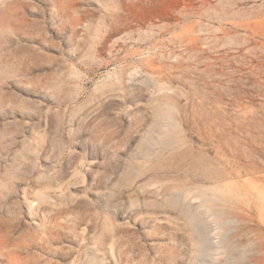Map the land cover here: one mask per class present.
Instances as JSON below:
<instances>
[{"label": "rangeland", "instance_id": "rangeland-1", "mask_svg": "<svg viewBox=\"0 0 264 264\" xmlns=\"http://www.w3.org/2000/svg\"><path fill=\"white\" fill-rule=\"evenodd\" d=\"M0 264H264V0H0Z\"/></svg>", "mask_w": 264, "mask_h": 264}]
</instances>
